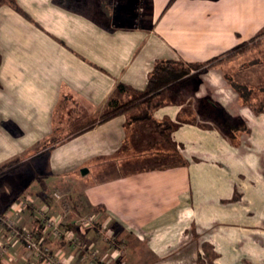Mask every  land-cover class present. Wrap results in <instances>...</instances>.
I'll return each instance as SVG.
<instances>
[{
  "label": "crops",
  "instance_id": "crops-1",
  "mask_svg": "<svg viewBox=\"0 0 264 264\" xmlns=\"http://www.w3.org/2000/svg\"><path fill=\"white\" fill-rule=\"evenodd\" d=\"M16 1L22 12L0 3V165L22 158L0 182V199L11 197L0 205V264H45L18 233L36 229L38 213L59 203L67 186L82 191V206L100 207L132 233L155 264L263 262L264 112L242 104L219 65L200 74L196 89L186 87L184 103L154 111L158 120L196 119L172 132L178 163L152 161L160 148H125L126 114L72 137L67 127L48 151L39 145L57 128L63 97L75 102L76 116L99 117L118 83L144 90L157 60L207 61L254 37L264 28V0H77L74 9ZM88 2L92 11L80 8ZM201 98L242 118L249 132L231 140L201 125ZM42 239L61 258L71 252ZM78 239L100 246L92 231ZM74 262L86 264L81 254Z\"/></svg>",
  "mask_w": 264,
  "mask_h": 264
},
{
  "label": "rangeland",
  "instance_id": "rangeland-1",
  "mask_svg": "<svg viewBox=\"0 0 264 264\" xmlns=\"http://www.w3.org/2000/svg\"><path fill=\"white\" fill-rule=\"evenodd\" d=\"M3 2H5V0H0V3ZM83 5L84 4L80 5V8L92 11V8L88 7L89 2L87 5ZM216 64L219 65L221 71L225 74L226 79L231 83L233 88H236L233 84L237 81V83H243L245 85H249V82H252L250 85L253 87L255 86L257 89H263L264 34L247 40V42L242 44L235 51L223 56ZM192 72H196V69L192 70ZM241 89L243 88L240 87V92L244 94L245 91ZM238 94L240 93L238 92ZM121 96L122 99H124L127 94H122ZM245 97L250 99V94ZM75 105V102L71 100V98L66 97L63 100L61 108L57 114V128L53 135L55 139H59L63 136V131L68 127L67 119L70 114L76 110L74 108ZM102 112L99 116H101ZM136 113L137 110L132 109L130 111L131 115H135ZM150 129H152V126L147 122L130 124L125 148H129L130 151L133 150L132 153H137L144 147L154 149L160 148L157 156L151 159L152 161L155 160L157 163H178L180 161V157L178 153L174 151V148L169 146V142L162 141L159 145L154 144L155 137L153 134L151 133L148 135L142 132L143 130L149 131ZM43 147L44 146L42 144L39 145V149ZM260 155H264V153L262 152ZM108 166L106 165L105 167ZM259 176L262 180H264V156H261V160H259ZM71 187L72 186H67V188L64 187L62 192L63 196L61 198L59 197L58 200L59 203H56L57 201H53L55 204L49 205L45 211H40L38 213L39 215L36 216L37 218L32 222L36 228L40 227V225L45 227V229L42 230V237L45 236L49 239L54 237L56 239V243L63 246L67 244L70 248L69 250H71V252L64 255V258H61L54 254L50 245L46 243L44 239H41V237L40 239L43 244L48 246L50 253L55 258L54 264H60L59 262L63 264H76L74 262V258L78 254L82 255L86 264H155L154 260L149 258L144 244H138L136 240H134L132 233L123 232L119 225L113 220H107L100 207H96L97 211H100L97 214V211L93 212L94 209L92 207L87 205L82 206V204H84L80 203L84 199L82 198V191L80 192L79 190V192L76 193L71 189ZM50 197L54 200L53 194ZM78 198H81L80 202ZM35 209L36 207L33 208V211L36 215ZM58 218L60 219V223L58 225L60 233L58 236H55L53 233L55 227L53 222L58 221ZM27 231H31L35 237L38 238L36 229L32 230L28 228ZM89 231H92L94 239L98 240L100 245L98 248L96 246L91 248L86 244L79 245L78 234L81 232L87 233ZM257 233V235L264 240V229H259ZM87 242V244H90L88 236ZM24 246L31 255H34L37 259L44 262V259L41 256H36L34 252L27 248L25 243ZM205 248L207 250V259H209L211 257L210 247L206 245ZM104 250L110 252V256H108V258H105L106 254L103 253ZM112 254L113 256H111ZM68 258L70 259V262L68 261ZM203 262L207 263L205 260L200 261L199 259V261H194L190 264H204ZM44 263L47 264L46 262ZM259 264H264V261Z\"/></svg>",
  "mask_w": 264,
  "mask_h": 264
},
{
  "label": "trees",
  "instance_id": "trees-1",
  "mask_svg": "<svg viewBox=\"0 0 264 264\" xmlns=\"http://www.w3.org/2000/svg\"><path fill=\"white\" fill-rule=\"evenodd\" d=\"M5 2L12 8L22 12L16 0H5ZM61 6L67 8H77V0H55ZM264 34V28L257 33L253 38H256ZM247 41L236 45L232 49L226 51L225 53L202 62H186L182 59H159L155 62L152 71L149 74L148 84L144 90H135L132 87L124 84L118 83L116 87V92L108 100L101 116L90 117V118H80L77 115V110H74L67 119V125L71 129L68 136H76L93 128L99 122L107 121L117 115L126 114L127 122L125 124L126 128L132 123L147 122L152 126V134L155 137L154 144H161L163 142H169V146L174 148V151L178 153L180 157V148L172 140V132L179 127L183 122H196L195 118L184 119L179 116L178 121H173L171 119L165 118L158 120L154 117V111L162 106L173 104V103H184L186 93L184 90L186 87H192L196 89L199 85L200 74L207 71L214 65H217V61L221 57L232 53L242 44ZM196 69V72L192 70ZM233 84L239 92L242 104L249 106L256 114L264 112V88L257 89L252 85H245L243 83L239 84L237 81ZM240 87H242L245 93L240 92ZM248 91V93H247ZM127 94L124 99L121 95ZM250 94V99L245 96ZM66 97H63V100ZM59 104V109L63 103ZM199 105L201 112L199 116L201 120L205 123H200L203 126L217 127L224 135L229 139L235 140L241 132H249V127L247 123L240 117L232 116L224 107L220 104L211 102L207 98H201L199 100ZM134 109L137 110L135 115H131L130 111ZM190 115V113H189ZM56 131V129H55ZM52 136L43 141L41 144L44 146L45 151H48L54 145L60 142V139H55ZM47 147H49L47 149ZM21 158H14L2 165H0V182L8 181L12 179L11 172L21 164ZM6 200L11 201V197H7L4 200L0 199V205L4 204ZM37 236L40 239L42 237L43 227L36 228ZM204 263V262H203ZM207 264V263H204ZM209 264H212V258L209 259Z\"/></svg>",
  "mask_w": 264,
  "mask_h": 264
},
{
  "label": "built area",
  "instance_id": "built-area-1",
  "mask_svg": "<svg viewBox=\"0 0 264 264\" xmlns=\"http://www.w3.org/2000/svg\"><path fill=\"white\" fill-rule=\"evenodd\" d=\"M59 223H60V219H58V221L53 222V224L55 225L53 231L55 236H58L60 233V230L58 228ZM9 224L12 225L11 222H9ZM18 234L25 243V245L27 246V248H29L32 252H34L36 256H41L44 259V262H46L47 264H54L55 258L50 253V249L48 248V246H45L43 244L41 240L42 238L41 239L36 238L31 231H27V230H24L22 232L20 231ZM59 263L63 264L61 262Z\"/></svg>",
  "mask_w": 264,
  "mask_h": 264
},
{
  "label": "water",
  "instance_id": "water-1",
  "mask_svg": "<svg viewBox=\"0 0 264 264\" xmlns=\"http://www.w3.org/2000/svg\"><path fill=\"white\" fill-rule=\"evenodd\" d=\"M83 174H86L87 172H88V169L87 168H85V169H83Z\"/></svg>",
  "mask_w": 264,
  "mask_h": 264
}]
</instances>
